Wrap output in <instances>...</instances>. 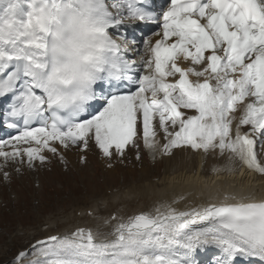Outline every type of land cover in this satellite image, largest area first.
I'll return each mask as SVG.
<instances>
[{"label":"bare ground","instance_id":"obj_1","mask_svg":"<svg viewBox=\"0 0 264 264\" xmlns=\"http://www.w3.org/2000/svg\"><path fill=\"white\" fill-rule=\"evenodd\" d=\"M8 2L9 0H0V12L4 11ZM8 26H10L9 21L4 20V26H1L0 23V31L5 32L6 27ZM142 50L144 51L145 58L149 61V47H145ZM135 57L137 60L142 58L140 53L136 54ZM182 61L184 62L186 60L183 59ZM142 72L140 81L145 84L149 93L152 94L153 91V94L155 92L159 94L154 82L149 76L150 72L148 70H143ZM134 100L135 101H127L130 118L136 126L134 135L131 136L124 130H113L110 135L111 146L108 142H106L99 130L95 133L93 125H96V122H92L91 125H87L84 130L78 131L77 136H72L73 140L65 138L64 135L49 136L46 132H40L39 134H31L29 136L30 141H23L22 143L16 145V147L20 150V155L26 151L29 145L37 146V151H41L44 155L54 152L62 153L65 151L70 154L69 162L72 161L73 163H77V161L82 162L83 158L87 159L89 157L91 150L99 149L100 153H103V161H105V164L110 167H117L118 164L123 163H125L127 167H134L136 164L140 165V174L139 177H137L136 182L124 187H118L114 190L108 189L106 192L102 193L103 197H100V200L109 201L115 195L118 196V194H125L128 198L127 200L121 202V206L119 208L111 207L110 203L109 207L107 205L106 208H99L97 213H92V216L87 215L88 211L84 212L83 217L74 215L73 220L68 221V225H66L63 229L66 231V228H70L71 231L76 228V225L82 227L85 226L86 223L87 227L93 228L92 224L89 222L99 216L107 218L115 213L118 217L117 213L112 211V209L116 208V210L123 213L126 212L127 208L132 210L135 207V209L132 210L135 215L134 220L130 223L136 228L135 231L155 230L158 226H169L171 223L175 224L180 216L189 214L193 219L198 217L199 219H203L204 222H206L205 220L208 221L207 223H204L203 226L207 227L209 232L207 233L204 230L207 235L204 236L205 240L201 239V244L210 250L213 249V251H217L220 248L218 245L221 242L225 239L228 241L234 240L237 236L250 241L243 232V230H245V226L240 227L242 229L241 231L231 233L229 230L235 225V223L231 222L230 218L222 216L223 214H231L236 217H242L248 214L254 215L255 213H258L259 216L263 217V220H259L253 224L257 227V230L260 227H264V162L262 163L260 161L257 154V145H259L261 141L262 144H264V137H262L264 131L259 134L254 133L250 136L251 147L254 148L255 158L259 163V167L257 169L254 167L246 149L241 147L239 143L240 134L242 132H248L249 130L248 127H242L240 125L243 104L240 103L233 105V111H227L226 107L217 112H214L208 107H198L201 113L205 111V114L200 115L196 113V110H184V117H188L190 119V127L184 136L175 140L171 138V133L173 130H179L181 128L182 120L171 119L168 121L166 131L165 120L160 122L157 118V114H153L152 112L146 114V109H148L147 105H143L141 109L140 104L143 102V96H136L134 97ZM108 111V108L103 109L100 116H107ZM157 111L160 110L157 109ZM227 122H229V133L225 134L224 130L227 126ZM139 123L143 124V128L148 131L146 133H149L151 136L152 133L150 132L151 129L149 126L154 125L153 134L156 137L153 136V138L155 141H158V146H163L166 151V154L164 155V168L161 175L158 173L151 174L148 172L147 167L145 166L146 164L144 161H140V158H136V160H134L135 157L142 158L143 156V152H141L139 156L136 155L132 148V142H134L133 140H138L137 126ZM160 131L164 132L162 136H159ZM202 132H205L208 140H206L204 136L202 137ZM167 134L170 136L171 140L166 150V140L169 139H166ZM228 135L231 136V140L229 141L230 145L227 149H225L223 145ZM155 141H152V143ZM181 141H184L183 146H180L179 144ZM46 151H51V153H47ZM237 151L240 152L243 162H241L243 164L241 171L235 170L234 166V168L228 169V166H230L231 163V153ZM81 153L83 154L81 155ZM225 157L226 159H224ZM236 157L239 156L237 155ZM239 160L240 159H238V161ZM107 172L110 173V170ZM136 200L137 203H134ZM138 203H141L142 207L137 206ZM255 203L257 204L254 206L253 204ZM218 220H223L225 222H218ZM150 221L153 223L151 226L149 225ZM118 222L120 221H116V223ZM218 226H222L227 232L220 230ZM57 228L58 223L56 227H48L46 233L40 235L38 239L52 235L56 232ZM111 228L113 234H108V237L118 233L116 224ZM174 228L175 227L173 226L172 228H169V230ZM52 229H54V232H52ZM127 232L128 229L125 228V234ZM200 233L201 231L196 232L197 235ZM220 235L222 236L220 237ZM215 237L217 242L216 244L212 243ZM139 238L141 237L139 236ZM65 240L67 244H71L73 241V239L68 236H66ZM97 242L101 244L106 243L103 240H97ZM98 243L95 244L94 250L97 249L95 252H93V250L88 251V255L92 256V258H89V261H93L98 252L101 251L103 253L105 247H102ZM140 243L134 244L132 248L138 249L134 253L143 255L147 249L144 246H141ZM166 243H169V240H166ZM188 247V244H182L180 249L184 250L183 254L186 252ZM128 251L129 250H127V252ZM259 253L264 256L263 246H260L253 251L254 255H258ZM191 254L189 257H192ZM149 255L147 257H142V259H147L153 264H159L153 253L151 257ZM134 257L131 256V260H129L127 264H141L139 260ZM163 257L164 256H162V258ZM258 260L262 263L261 259ZM173 263H176V261L173 260Z\"/></svg>","mask_w":264,"mask_h":264},{"label":"rangeland","instance_id":"obj_2","mask_svg":"<svg viewBox=\"0 0 264 264\" xmlns=\"http://www.w3.org/2000/svg\"><path fill=\"white\" fill-rule=\"evenodd\" d=\"M149 95L153 96V91L152 94L149 93ZM146 132L148 131H144L145 136L149 135V133ZM148 138L155 141V139L150 136H148ZM171 138L168 134L166 135V150ZM135 140L136 139L133 140L134 142H132V144H137H134L132 148L138 156L141 152H143V160L141 157H135L134 160H136V158H140V161H144L146 164L145 166L147 167L148 172L151 174L158 173L161 175L165 162L164 155L166 154L163 146H158V141L153 142L154 147L158 148V151H156L157 149L152 146L145 147V144H143V146H139L138 140ZM263 145L264 144H262L261 141L257 147V153L262 163L264 162L262 160L264 159ZM46 152L51 153V151ZM234 153H231V163L230 166H228V169L235 167V170L241 171L243 168V162L240 152L237 151ZM82 154L83 153H81V155ZM48 155L49 157L47 156L44 160L38 159L33 164H22V167L15 165V169L17 171H15V173H11L12 176L8 179V182H5V184L0 187V264H11L10 260L18 250L26 249L31 242L35 241L34 239L40 237L41 231L39 228L41 226L47 225L49 227H56L57 223L58 228L56 232L52 229V232H54L52 235L61 233L63 234V239H60L57 244L43 248L40 251H37L36 249L30 250L28 257L26 258V264H125L119 261V259L124 260V258H128V260H131L130 257L135 256L134 258L140 262L142 257H147L149 253V256H152V253L149 251H145L146 253L144 252L145 254L143 253V255L138 252V254H135L134 252L138 250L136 248H132V250H134L132 251L133 254L128 251L124 254L125 256H118L119 252L117 253L112 250L117 246L123 247L125 245L126 238L122 243L116 242L114 239L112 240L111 237H108V234L113 233L111 231V227L115 225L116 221L121 222V217H123L125 221L124 224L126 226L129 224L127 227H131L130 232H133L132 230H136L134 229L135 227L130 224L132 220H134L135 215L132 210L135 209V207L132 210L127 208L126 212L123 213L116 210V208L121 206L122 201L127 200L128 197L125 196V194H118V196L115 195L117 198L114 196L115 198L113 197L109 201L100 200V197H103L102 193L106 192L108 189L114 190L118 187H124L136 182L137 177H139L140 174L139 164L134 165V167H127L126 164L123 163L118 164L117 167H110L105 164V161H103V153H99V149L91 150L87 159L83 158L82 162L77 161V163H73L72 161L69 162L70 154L65 151L62 153L54 152ZM237 155L240 158L236 157ZM63 156L68 161H66ZM233 158H235L236 161ZM224 159H226V157ZM238 159L240 160L238 161ZM109 170L110 173L107 172ZM110 203L111 207H116L115 209H112V211L116 212L118 215L115 222L110 221L111 216L107 218L99 216L89 222L92 224L93 229H96L94 231H96L95 234L97 240H103L106 243L101 244L96 240L95 244L98 243L102 247H105L103 250L104 254L101 252L97 253L96 255L99 257L95 258L93 261H88L87 257L92 258L91 255L77 254L74 251L73 243H69L67 245L65 239L67 236L66 234L70 231V228H66V231L63 228L68 225V221L73 220L74 215L76 216V214H78L76 212H80V216L83 217L85 211L97 213L99 208H106L107 205L109 207ZM134 203H137V200ZM137 206L142 207V204L138 203ZM173 226L174 223H171L169 228H172ZM78 227L80 226L76 225V228ZM146 232H151L154 235L155 230H148ZM169 232L173 234V237H167L165 240L171 241L177 235V231L174 228L169 230ZM134 233L137 236H129L127 241L130 243L135 238L142 241L141 246L147 248V244L141 240L144 238V236H142V232L134 231ZM129 234L131 233H128V235ZM115 235H113V237ZM146 235L149 237L150 233ZM139 236L141 238H139ZM221 236L222 235H220V237ZM203 239L205 240V237H203L202 240ZM182 241L183 240H180L182 244H188ZM188 242L190 243L191 241ZM138 243L140 242L137 241L135 244ZM212 243H217L216 237ZM96 250L97 249L93 250V252ZM108 250L112 251L106 253ZM137 255L140 256V259ZM54 260L57 262L55 263Z\"/></svg>","mask_w":264,"mask_h":264}]
</instances>
